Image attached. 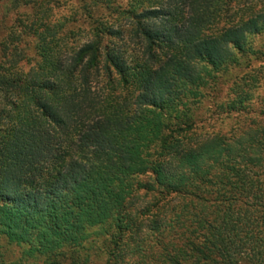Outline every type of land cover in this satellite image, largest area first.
I'll list each match as a JSON object with an SVG mask.
<instances>
[{"label":"trees","instance_id":"obj_1","mask_svg":"<svg viewBox=\"0 0 264 264\" xmlns=\"http://www.w3.org/2000/svg\"><path fill=\"white\" fill-rule=\"evenodd\" d=\"M76 1L61 27L62 0H0L16 21L0 41V236L54 257L104 225L109 264H264V130L198 135L189 106L264 33L263 11ZM139 189L154 200L137 211Z\"/></svg>","mask_w":264,"mask_h":264},{"label":"rangeland","instance_id":"obj_2","mask_svg":"<svg viewBox=\"0 0 264 264\" xmlns=\"http://www.w3.org/2000/svg\"><path fill=\"white\" fill-rule=\"evenodd\" d=\"M242 1L247 6L255 7L253 11L259 12L258 14L261 15V11L264 13V0ZM123 4L126 6L127 0H124ZM72 6L79 7V3L76 0L69 2L62 0L55 12L59 26L62 27L64 20L72 17L74 12ZM12 10V5L8 3L0 7V21L3 18V23L0 24V41L8 34V29L16 24L15 12H9ZM4 15L7 17L5 18ZM86 25V22L79 19L77 27L74 28L75 32L80 27L86 29ZM70 26L73 25H66L63 29L71 28ZM246 40L247 51L245 50L244 55H237V64L219 71L211 70V75L204 78L205 81L200 88L202 97L198 102L190 103L198 135L218 134L239 139L264 130V33L257 36L247 34ZM113 41L116 44L120 43L117 39ZM114 43L111 46H115ZM35 46L34 37H24L21 48L25 51L27 59L23 66H26L30 59L37 58ZM226 48L229 49L230 46ZM140 180L144 184L149 182L145 177ZM145 191L139 189L134 197L137 211L154 200V194H147ZM110 236L111 232L107 226L90 227L87 230V238L81 246L67 248L62 251V255L54 257L33 253L35 246L29 243L12 244L0 236V264H76V261L79 264H109ZM132 248L133 244L126 250ZM124 254L129 253L125 251ZM123 264H131V260L127 257Z\"/></svg>","mask_w":264,"mask_h":264}]
</instances>
